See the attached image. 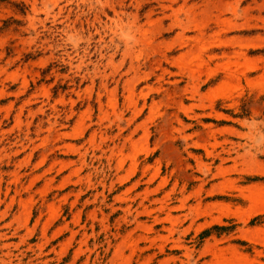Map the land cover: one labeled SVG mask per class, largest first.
<instances>
[{"label":"rangeland","instance_id":"obj_1","mask_svg":"<svg viewBox=\"0 0 264 264\" xmlns=\"http://www.w3.org/2000/svg\"><path fill=\"white\" fill-rule=\"evenodd\" d=\"M0 264H264V0H0Z\"/></svg>","mask_w":264,"mask_h":264},{"label":"trees","instance_id":"obj_2","mask_svg":"<svg viewBox=\"0 0 264 264\" xmlns=\"http://www.w3.org/2000/svg\"><path fill=\"white\" fill-rule=\"evenodd\" d=\"M216 228H222V227H216ZM206 233H208V232H206Z\"/></svg>","mask_w":264,"mask_h":264}]
</instances>
